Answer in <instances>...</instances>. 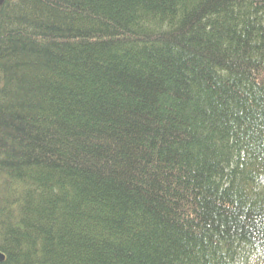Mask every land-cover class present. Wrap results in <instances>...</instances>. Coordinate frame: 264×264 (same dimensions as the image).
<instances>
[{
	"label": "trees",
	"instance_id": "trees-1",
	"mask_svg": "<svg viewBox=\"0 0 264 264\" xmlns=\"http://www.w3.org/2000/svg\"><path fill=\"white\" fill-rule=\"evenodd\" d=\"M0 264H264V0H6Z\"/></svg>",
	"mask_w": 264,
	"mask_h": 264
},
{
	"label": "water",
	"instance_id": "water-1",
	"mask_svg": "<svg viewBox=\"0 0 264 264\" xmlns=\"http://www.w3.org/2000/svg\"><path fill=\"white\" fill-rule=\"evenodd\" d=\"M6 0H0V9L4 6ZM0 262H5V257L3 254H0Z\"/></svg>",
	"mask_w": 264,
	"mask_h": 264
}]
</instances>
